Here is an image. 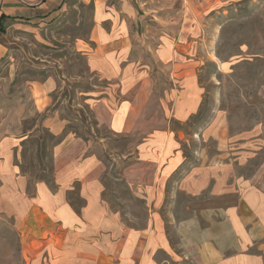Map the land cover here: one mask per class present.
<instances>
[{
	"label": "rangeland",
	"instance_id": "1",
	"mask_svg": "<svg viewBox=\"0 0 264 264\" xmlns=\"http://www.w3.org/2000/svg\"><path fill=\"white\" fill-rule=\"evenodd\" d=\"M187 71L199 106L176 121ZM263 189L264 0H0V264H45L30 212L64 203L88 252L130 229L153 264H197L182 218Z\"/></svg>",
	"mask_w": 264,
	"mask_h": 264
},
{
	"label": "crops",
	"instance_id": "2",
	"mask_svg": "<svg viewBox=\"0 0 264 264\" xmlns=\"http://www.w3.org/2000/svg\"><path fill=\"white\" fill-rule=\"evenodd\" d=\"M119 32L120 29L118 33L117 31L113 33V36L123 37ZM103 36L105 38L103 37L101 41L98 39L97 52L100 54L111 50L110 47L106 49L109 33ZM116 45H118L117 42H112L110 46L116 47ZM180 82L181 88L175 94L169 114L176 121L186 119L197 110L201 95L192 71H187ZM39 99L45 104L48 102L46 95H39ZM162 132L164 137H169L171 130L167 123ZM147 141V145L156 148L160 159L164 157L168 148L171 149L169 152L175 151V145L171 139L159 142L149 138ZM177 153L178 151H175L174 154L176 161L179 160ZM161 162H166V158L164 157ZM255 194L259 196V199L252 198L250 194H244L238 202L224 205L223 208L209 206L200 211H192L179 222L180 246L185 248V252L195 261L197 260V264H264V189L256 191ZM61 207L59 213H55L56 216L46 213L40 206L30 212V220L26 226L32 237L29 238L28 235L25 237L28 239L26 244H32L31 255H28L31 256L32 262L44 248L48 251L45 264H153L154 248L149 249V243L141 244L137 231L130 229L117 239H112V243L109 244L111 246L109 253L103 248L91 245L92 252H88L87 245L90 242L85 239L84 233L77 232L76 238L79 239L74 237L73 240L70 221L65 215L63 217L66 218H62V213L69 214L68 208L71 211V207L65 203ZM200 215L208 221L206 226L200 224ZM23 222L25 223V219ZM89 259L95 260L87 261Z\"/></svg>",
	"mask_w": 264,
	"mask_h": 264
}]
</instances>
